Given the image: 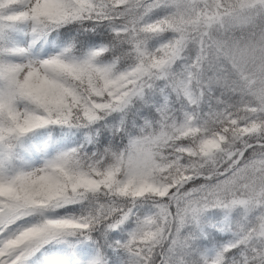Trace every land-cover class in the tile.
I'll return each instance as SVG.
<instances>
[{
    "label": "snow or ice",
    "instance_id": "1",
    "mask_svg": "<svg viewBox=\"0 0 264 264\" xmlns=\"http://www.w3.org/2000/svg\"><path fill=\"white\" fill-rule=\"evenodd\" d=\"M65 25L92 47L33 55ZM19 27L0 45V264H60L61 242L87 264H264V0H0V39Z\"/></svg>",
    "mask_w": 264,
    "mask_h": 264
},
{
    "label": "rangeland",
    "instance_id": "2",
    "mask_svg": "<svg viewBox=\"0 0 264 264\" xmlns=\"http://www.w3.org/2000/svg\"><path fill=\"white\" fill-rule=\"evenodd\" d=\"M52 34L49 35L47 42H45L41 45H38L37 47H35L32 50L33 55H35V52H36L40 56H46V55L55 53V52L59 51L60 49L66 47V45L62 41L53 37ZM5 40H7V42L9 44H11V43H22V41L24 40V29H23V27H19V28H16L14 30H11L10 33L4 39H0V45H3ZM91 47L92 46L84 49L79 54H73V53H71V54L75 57H81ZM3 55H4L3 53H0V58H2ZM16 59H19V57H16ZM36 135H37V139L31 141V143H33L34 146H42L44 144L45 140H47L46 135H44L42 132H38ZM78 136L81 137V139L83 138L81 133L71 132V133H68L67 136H65V138L63 140L58 138L55 141H56V143L63 144L66 147H73L77 142H79L76 139ZM30 155H31V153H30ZM36 155H38V153ZM205 216H209V214L206 213ZM218 218L221 221H223L224 220L223 214L221 213ZM211 219L213 221H215L217 219V217H211ZM188 227H192V225H189ZM217 232H222V231H219L217 229ZM224 241H226V239L222 238L221 243ZM78 245L79 246L83 245L81 247H84V246L86 247L87 243L78 244ZM79 246H77L76 244H72V243L61 242L59 244H52V245H49L47 247H57V248L63 249V256L60 260V264H87V260L91 258V255H89L87 257L81 256L80 251H79L80 250ZM47 247H45V248H47ZM41 253L42 252L40 251L39 254L41 257L42 264H52V260L50 259V257H48L47 253H45L43 255H41ZM90 253H91V251H90Z\"/></svg>",
    "mask_w": 264,
    "mask_h": 264
},
{
    "label": "trees",
    "instance_id": "3",
    "mask_svg": "<svg viewBox=\"0 0 264 264\" xmlns=\"http://www.w3.org/2000/svg\"><path fill=\"white\" fill-rule=\"evenodd\" d=\"M68 29H73V30L71 31V33L69 34V36L66 37V38H64V39H61V38L57 35L56 32H54L53 36H54V37H58L59 39H61L63 42L66 43V45L72 43V44L74 45L73 48H72V50H71L72 53H74V54L81 53V52H82L85 48H87L89 45L86 46V47H84L83 49H81L80 46H79V44H77V43L74 42L73 37H76V36H78L79 34L75 31L73 25H65L64 27H62L61 29H59L58 32L63 33V32H65V31L68 30ZM105 55H107V54H105ZM105 62H108V61H105ZM52 137L55 138V140L58 139V138H56V133H55V132L52 133ZM74 146H75V145H74ZM218 236L227 240L228 237H229V233H228L227 231L218 232ZM47 246H49V245H45V247H47ZM36 256H39V254L36 253Z\"/></svg>",
    "mask_w": 264,
    "mask_h": 264
},
{
    "label": "bare ground",
    "instance_id": "4",
    "mask_svg": "<svg viewBox=\"0 0 264 264\" xmlns=\"http://www.w3.org/2000/svg\"><path fill=\"white\" fill-rule=\"evenodd\" d=\"M35 55H39L38 53L35 52ZM42 55V54H41ZM40 56V55H39Z\"/></svg>",
    "mask_w": 264,
    "mask_h": 264
}]
</instances>
